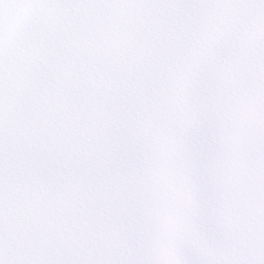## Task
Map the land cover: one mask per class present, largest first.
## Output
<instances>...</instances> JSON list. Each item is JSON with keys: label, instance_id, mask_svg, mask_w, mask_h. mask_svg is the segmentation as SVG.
I'll use <instances>...</instances> for the list:
<instances>
[{"label": "snow or ice", "instance_id": "1", "mask_svg": "<svg viewBox=\"0 0 264 264\" xmlns=\"http://www.w3.org/2000/svg\"><path fill=\"white\" fill-rule=\"evenodd\" d=\"M0 264H264V0H0Z\"/></svg>", "mask_w": 264, "mask_h": 264}]
</instances>
